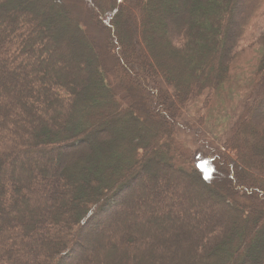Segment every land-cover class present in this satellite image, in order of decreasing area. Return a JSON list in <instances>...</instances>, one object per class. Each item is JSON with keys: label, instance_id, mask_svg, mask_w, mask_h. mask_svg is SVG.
Instances as JSON below:
<instances>
[{"label": "trees", "instance_id": "obj_1", "mask_svg": "<svg viewBox=\"0 0 264 264\" xmlns=\"http://www.w3.org/2000/svg\"><path fill=\"white\" fill-rule=\"evenodd\" d=\"M81 1L101 44L63 0H0V264H264V0ZM151 161L178 192L158 224L123 203ZM195 195L231 210L175 211Z\"/></svg>", "mask_w": 264, "mask_h": 264}, {"label": "rangeland", "instance_id": "obj_2", "mask_svg": "<svg viewBox=\"0 0 264 264\" xmlns=\"http://www.w3.org/2000/svg\"><path fill=\"white\" fill-rule=\"evenodd\" d=\"M130 1L131 0H126V4L129 5V8L131 7ZM63 2L68 3L69 9L71 10V12H73L75 15H77L79 17L78 20H79L80 24L83 27H85V30L89 34L94 35L96 37L95 42L97 44L103 43L102 41H104V39H103V36L100 33V31L97 30L96 27H94L92 24L86 22V20H87V8H86L85 4L81 0H63ZM106 3L108 5H110V3H108V2H106ZM86 4H87V2H86ZM124 4L125 3H123V5ZM132 4H133V7L130 9H127V10H132V11L137 13V8L134 5L135 3H132ZM87 6H88V4H87ZM121 6H122V4H121ZM34 7L35 6H33V4H32L31 8H34ZM18 9H20V7H18ZM21 10L28 11L25 9L24 6L21 7ZM118 12L120 13V15L124 14L123 10L122 11L119 10ZM38 13L40 16L45 17V16H43L42 12L37 11V14ZM53 32H54V34H56L58 36L57 39L51 40L53 42V44L61 43L64 40L63 36H65V34L62 33L61 29H56V28L54 29ZM33 40L34 39L29 37V38H27L26 41L28 42V44H31L33 42ZM28 44L26 46H28ZM129 47L130 46H128V48ZM139 47H140V44H139V46H137V44H135V45H133L132 48L134 50H136V53H141L139 51ZM74 51L76 53L78 50H74ZM77 56L81 57L82 56L81 52H77ZM62 58H61V61L65 67V65H67V63H69V61L65 60V57H62ZM75 58H76V56L75 57L71 56V59L76 60ZM85 63L88 66V62L85 61ZM75 65H77V63ZM131 65L134 66V64H132V63H131ZM263 106H264V104H263ZM241 110H242V101H240L238 103L237 107L228 108V110L224 111V113L222 115H220L219 121H217L215 124H212V126L207 125V127L205 129H202L204 137L207 140H209L210 142H212L214 144L213 145L214 147H220L222 142H223V138H225L226 134L228 133V131L231 127L233 120L236 118V116L239 114V112ZM260 112L263 113L264 108L261 109ZM183 120L186 124L192 125V124L196 123L197 119L195 117V112L194 113L186 112ZM188 130H192L195 134V131L192 128L189 127ZM178 136H179V141H180L179 144L180 145H185L184 143L188 142V140H189V136L187 134H181V135L179 134ZM189 146L191 148V145H189ZM198 147L199 146H196L195 148H191V151H194L195 164L200 166L201 158H202V149H200ZM53 155H57V154L54 153ZM33 156H34L33 153L27 154V157L30 158V160L34 159ZM21 158L22 159L26 158L25 154H24V157H21ZM43 161L47 162V159H45ZM144 166H147L146 167L147 170H145L142 177L138 179L139 181L137 182V184L132 189L128 190V192L126 193L127 195L123 199V203H126L129 200L132 201V205H134V206L131 209V213H133L134 216H136L137 213H139L140 211H143L145 209H149L150 212L152 211V213H154V216L152 217L151 222L158 224L162 219V213L163 212L165 213L166 207H168L170 205L172 208H174L175 202H176V200H178V197H177L178 192H175V194H174L171 191V189L169 188L170 185L168 184V181L173 182V183H175L176 181H173V179H172L173 177H169V174L171 173L169 170H166V171L162 170L160 172L157 165L153 161L148 162V163L145 162ZM28 167L26 169H29V170L34 169V166L31 164V162L28 164ZM170 175L172 176L173 174H170ZM177 179H178V183H180V184L184 183V182H182L183 180L180 176H178ZM141 185L144 186V188H140ZM192 191L194 192L196 190L193 188L191 190V192ZM197 191H199V190H197ZM191 199L193 201L190 202L189 204H187L188 207H187L186 211H183L182 207H184V206H182V207L176 206V208H175V211L178 212V214L179 213L187 214L186 215V217H188L187 219H190V217L194 218L196 216L198 217V215H201L204 217L206 223L211 222V221L214 222L215 220H217V217H218L217 216V211H218L217 208H224L225 210H231V208L228 207L226 204L213 202V201H211V204H209V205H212V208L208 209L207 208L209 206L208 202L205 200L200 201L199 196H197V195L191 196ZM197 200H199L198 205L196 204ZM190 205H192V206H190ZM215 209H217V210H215ZM179 210H181V211H179ZM190 210H193V213H194L193 215L192 214L190 215V213L187 212ZM188 214L190 215V217L188 216ZM107 222H106V224H107ZM92 225H95V224H90L81 233V236H80L81 240L79 242V244L81 245V250H80V253L78 254L80 256H82L84 254V251H86V253L89 251V247L91 248V245H92L93 241L95 240L94 237L92 238L89 236L90 229H88V228ZM63 244L64 243H62V245L61 244L58 245L57 252L54 253V257L57 258L61 254Z\"/></svg>", "mask_w": 264, "mask_h": 264}, {"label": "bare ground", "instance_id": "obj_3", "mask_svg": "<svg viewBox=\"0 0 264 264\" xmlns=\"http://www.w3.org/2000/svg\"><path fill=\"white\" fill-rule=\"evenodd\" d=\"M141 174H142V173H141ZM139 178H141V177H139ZM139 178H137V179L132 183V188L137 184V182L139 181V180H138ZM132 188H131V189H132ZM128 190H129V189H128ZM128 190H127V191H128ZM127 191H126V192H127ZM126 192H125V193H126ZM64 263H65V262H63L62 264H64Z\"/></svg>", "mask_w": 264, "mask_h": 264}]
</instances>
